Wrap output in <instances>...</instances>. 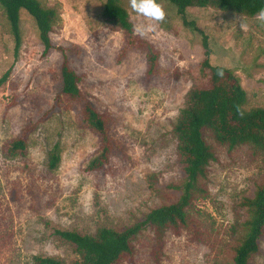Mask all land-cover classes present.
<instances>
[{"label": "rangeland", "instance_id": "obj_1", "mask_svg": "<svg viewBox=\"0 0 264 264\" xmlns=\"http://www.w3.org/2000/svg\"><path fill=\"white\" fill-rule=\"evenodd\" d=\"M56 10L44 50L32 16L20 9L21 44L0 7V264H34L47 254L71 262L76 254L43 224L93 233L100 225L122 227L149 209L174 201L168 188L182 178L172 126L187 92L200 83L201 35L184 25L173 6L159 0L166 15L154 31L140 35L159 51L161 74L145 77V58L130 50L118 58L124 40L102 17L104 0H39ZM134 25L145 23L121 0ZM258 15V14H257ZM257 15L214 7H188L186 16L207 37L210 62L231 68L246 92L245 108L264 106V21ZM150 23V22H149ZM63 47L81 75L79 86L118 123L111 128L117 147L99 170H87L97 137L77 117L76 105L61 96ZM70 48V49H69ZM35 123L25 156L2 152L3 143ZM216 159L203 180L207 195L188 209L186 225L166 230L156 252L147 226L132 241L133 252L117 264H212L228 260L244 219L239 198L250 195L263 172L261 155L246 144L228 149L206 136ZM58 141L60 161L47 165ZM251 264H264V233Z\"/></svg>", "mask_w": 264, "mask_h": 264}, {"label": "trees", "instance_id": "obj_2", "mask_svg": "<svg viewBox=\"0 0 264 264\" xmlns=\"http://www.w3.org/2000/svg\"><path fill=\"white\" fill-rule=\"evenodd\" d=\"M173 6L184 25L198 32L202 38V57L198 63L201 81L186 94L184 106L172 126L176 151L182 168V178L168 185L176 193L174 201L149 209L140 217L122 227L100 225L93 233L76 229L61 228L44 219L43 224L50 234L60 242L72 246L76 257L66 262L60 257L47 254L32 256L34 264H117L133 252L132 241L142 229L151 226L155 232L156 252L161 251L166 230H178L186 225L188 209L207 195L203 180L207 177L208 165L216 159L208 143L210 136L216 143L232 149L249 145L261 155L263 172L260 181L250 195H242L238 205L244 212V219L238 224L239 233L228 260L212 264H251L259 251V241L264 233V106L245 108L246 92L239 77L228 67L210 62V48L207 37L187 19L188 7H214L223 11L246 16L257 15L264 10V0H164ZM0 7L9 24L14 39V51L21 44L20 9H25L34 19L44 50L52 47L50 33L57 20L56 10L44 6L39 0H0ZM102 17L112 29H121L124 40L118 58L130 50H138L145 58V77L161 74L159 51L146 38L133 32V22L121 0H104ZM62 60L59 65L61 88L53 108L63 96L77 107L81 126L88 128L98 140L97 153L87 163V170L101 169L116 145L111 128L118 123L112 113L96 106L81 89V75L71 65L65 49L60 48ZM70 49V48H69ZM9 70L0 77L5 81ZM35 123H29L14 137L6 140L2 152L9 156H25L28 151V136ZM60 146L56 141L48 153L50 169L58 166Z\"/></svg>", "mask_w": 264, "mask_h": 264}, {"label": "clouds", "instance_id": "obj_3", "mask_svg": "<svg viewBox=\"0 0 264 264\" xmlns=\"http://www.w3.org/2000/svg\"><path fill=\"white\" fill-rule=\"evenodd\" d=\"M129 6L137 16L146 21L133 26V32L142 36L149 31H154L157 24L163 21L166 15L159 0H129ZM257 19L264 21V10L258 13Z\"/></svg>", "mask_w": 264, "mask_h": 264}]
</instances>
